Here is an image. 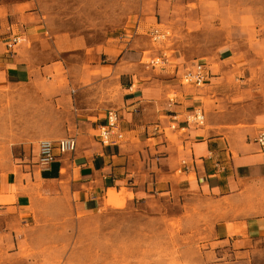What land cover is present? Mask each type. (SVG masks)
Returning a JSON list of instances; mask_svg holds the SVG:
<instances>
[{
    "label": "rangeland",
    "instance_id": "1",
    "mask_svg": "<svg viewBox=\"0 0 264 264\" xmlns=\"http://www.w3.org/2000/svg\"><path fill=\"white\" fill-rule=\"evenodd\" d=\"M42 2L51 31L87 46L125 34L127 46L137 33L151 50L143 62L153 61L157 72L202 64L224 115L241 104H254L246 116L264 115V0ZM73 114L45 102L34 86L0 88V173L19 178L35 202H51L26 228L15 224L12 236L0 237V264H210L222 256L207 254L209 243L246 230L251 264H264V180L230 198L179 197L161 201L162 207H125L115 194H106V208L89 214L61 205L70 198L59 201L47 192L40 170L31 167L38 142L66 137Z\"/></svg>",
    "mask_w": 264,
    "mask_h": 264
},
{
    "label": "crops",
    "instance_id": "2",
    "mask_svg": "<svg viewBox=\"0 0 264 264\" xmlns=\"http://www.w3.org/2000/svg\"><path fill=\"white\" fill-rule=\"evenodd\" d=\"M42 1L0 0V88L34 86L54 108L74 112L65 135L75 138V152L38 172L47 192L59 201L70 198L61 205L89 214L106 208V194H115L125 207H162L161 201L179 197L230 198L264 180V149L254 141L264 115L243 114L254 104L231 105L232 115H224L208 79L203 89L186 88L180 84L186 67L160 73L153 61L145 64L151 50L137 33L128 47L126 34L87 46L55 33ZM15 38L19 45L7 51ZM197 108L201 127L189 120ZM109 110L118 114L122 139L103 146L98 133ZM35 201L19 178L0 173V237L12 236L15 224L26 228L35 211L51 203ZM247 240V230L235 239L215 238L207 254L222 257L210 264H251Z\"/></svg>",
    "mask_w": 264,
    "mask_h": 264
},
{
    "label": "built area",
    "instance_id": "3",
    "mask_svg": "<svg viewBox=\"0 0 264 264\" xmlns=\"http://www.w3.org/2000/svg\"><path fill=\"white\" fill-rule=\"evenodd\" d=\"M264 36V32H263ZM20 43V39H11L7 45V51L16 48ZM208 79V73L204 65L194 64L182 74L180 84L182 86L201 88L204 86ZM105 124L99 128L98 138L103 146L114 145L122 139L119 132V118L114 110H109L105 115ZM190 122L201 127L203 125V114L200 108L193 111L189 118ZM261 148L264 149V130L260 131L255 139ZM76 150V141L74 137H66L57 141L41 140L37 144V166L39 170L47 169L51 163L58 157L71 155Z\"/></svg>",
    "mask_w": 264,
    "mask_h": 264
}]
</instances>
